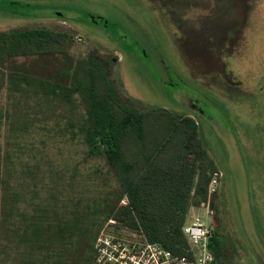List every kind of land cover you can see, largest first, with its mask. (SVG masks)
<instances>
[{
	"label": "rangeland",
	"instance_id": "rangeland-1",
	"mask_svg": "<svg viewBox=\"0 0 264 264\" xmlns=\"http://www.w3.org/2000/svg\"><path fill=\"white\" fill-rule=\"evenodd\" d=\"M10 10L32 14L2 13ZM15 28L46 29L61 41L42 56L8 58L0 51V111L17 115L15 129L31 119L24 140L11 141L14 163L21 157L45 181L73 179L79 211L126 202L106 161L87 156L78 92L66 103L9 92L6 84L8 72L19 71L71 87L72 73L95 53L108 64L117 93L136 109L166 108L197 121L217 167L188 220L216 228L219 263L264 264V0H0V32ZM193 99L206 100V116L191 110ZM8 134L3 120V150ZM99 233L141 241L114 219Z\"/></svg>",
	"mask_w": 264,
	"mask_h": 264
},
{
	"label": "trees",
	"instance_id": "trees-1",
	"mask_svg": "<svg viewBox=\"0 0 264 264\" xmlns=\"http://www.w3.org/2000/svg\"><path fill=\"white\" fill-rule=\"evenodd\" d=\"M10 4L23 9L39 7ZM60 41L46 29L15 28L0 32V51L8 58L42 56L56 49L54 45ZM72 74L71 87L19 71H9L6 84L9 92L45 93L66 103L78 92L86 108L80 134L87 156L106 161L126 202L120 205L117 200L112 206L106 202L83 212L74 209L80 202L74 200L73 179L65 182L51 177L45 181L36 172L32 175L36 168L29 169L21 157L18 165L14 163L18 158L14 159L11 141L19 145L24 140L31 119L25 118L21 128L15 129L17 115L0 111V124L4 120L11 130L4 150L0 146V264H95V241L110 219L137 232L143 242L158 243L174 255L193 258L195 249L183 227L193 202L206 199L210 175L217 167L200 137L199 124L166 108L136 109L117 93L108 76V64L95 53ZM212 231L208 249L214 264H221V239L213 225Z\"/></svg>",
	"mask_w": 264,
	"mask_h": 264
},
{
	"label": "built area",
	"instance_id": "built-area-1",
	"mask_svg": "<svg viewBox=\"0 0 264 264\" xmlns=\"http://www.w3.org/2000/svg\"><path fill=\"white\" fill-rule=\"evenodd\" d=\"M216 183L215 178L212 184ZM183 231L195 249L193 258L174 255L158 243L102 235L95 244V264H214L208 249L212 225L196 218L188 221Z\"/></svg>",
	"mask_w": 264,
	"mask_h": 264
},
{
	"label": "flooded vegetation",
	"instance_id": "flooded-vegetation-1",
	"mask_svg": "<svg viewBox=\"0 0 264 264\" xmlns=\"http://www.w3.org/2000/svg\"><path fill=\"white\" fill-rule=\"evenodd\" d=\"M204 101L206 100H200V99L194 100L193 99V103L190 105L191 110L199 114V116H206L207 113L205 112L204 107L207 106V102H204Z\"/></svg>",
	"mask_w": 264,
	"mask_h": 264
}]
</instances>
